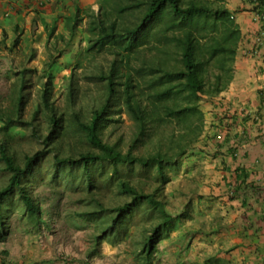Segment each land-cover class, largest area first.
<instances>
[{"label": "trees", "instance_id": "trees-1", "mask_svg": "<svg viewBox=\"0 0 264 264\" xmlns=\"http://www.w3.org/2000/svg\"><path fill=\"white\" fill-rule=\"evenodd\" d=\"M76 9L64 18L71 35L78 5ZM99 9L89 17L92 39L86 52H107L113 60L106 73L93 77L102 88L98 107L87 118L79 111H58L49 73L29 122L22 119L23 97L18 94L13 112L0 114V131L24 137L16 129L26 127L28 137L41 145L33 154L17 157L7 141L0 142L6 175L0 187V242L9 235L8 221L16 210L19 220L42 222L32 187L48 183L85 193L90 210L77 217L99 232L85 264L99 255L104 239L111 245L126 242L133 229L142 236L135 263L154 264L160 241L188 216L166 212L169 174L204 135L202 97H216L229 86L241 32L224 0H101ZM133 17L138 20L131 21ZM18 39L6 47L9 52ZM5 43L1 40L0 48ZM73 90L71 82L68 107L74 103ZM39 114L45 135L35 125ZM122 115L132 128L124 151L110 140L122 128Z\"/></svg>", "mask_w": 264, "mask_h": 264}, {"label": "rangeland", "instance_id": "rangeland-1", "mask_svg": "<svg viewBox=\"0 0 264 264\" xmlns=\"http://www.w3.org/2000/svg\"><path fill=\"white\" fill-rule=\"evenodd\" d=\"M52 1L62 5L60 7V4L55 2L52 3V7L46 8L50 9L49 12L53 17L45 16L47 27H44L37 14H34L30 20L27 18L19 22L17 32L12 33L11 38L9 34L3 36L2 40L7 46L2 45L0 48V53H6L5 57H1L4 64L0 59V114L10 115L13 112V102L18 94L23 97L22 119L29 122L35 107L41 101V92L43 85L48 82L49 73L54 76L51 82V96L52 103L58 111H64L66 115L72 111H79L87 118L90 111L100 103L102 88L95 83L93 77L108 71L113 56L107 52L87 53L86 47L88 40L92 39L88 30L89 17L99 14L101 0ZM123 1L127 2V0ZM224 3L226 4L225 0ZM77 5L79 6L78 22L71 35V27L66 24L64 18L72 17ZM53 19H56V28L51 32ZM137 20V17L131 19L135 22ZM16 36L19 38L18 44L9 52L6 47L14 46L13 41ZM71 82H73L75 99L72 107H68L66 100ZM211 99L202 97L200 109H205L206 102H211L213 105ZM216 103L214 107L219 106V103ZM121 119L124 120L121 130L113 133L110 140L112 143L119 142L120 148L124 151L130 140L132 128L124 115ZM35 125L39 126L42 135L46 134L45 120L41 114L36 117ZM206 126L208 124H205L204 120V128ZM16 130L25 136L18 135L13 138L12 133L8 135L0 131V142L7 141L17 157L31 155L41 148L38 142L28 137L29 129L25 127ZM16 130L14 129V132ZM203 139L204 137L200 141ZM199 142L194 145L192 151L178 161L175 172L169 174L170 182L164 192L168 201L166 212L171 216H177L185 211L188 216L170 232L168 238L160 241L154 264H208L206 251H210L208 252L210 255L211 248L208 249L210 244L201 242L202 236L207 231L206 213H200L197 207L200 215L196 218L191 217L188 205L193 193L179 191L187 189L190 185V179L184 181L183 178L185 173H189L184 163L191 155H198L197 150L202 149ZM5 179L6 175L1 171L0 165V187L5 183ZM175 188L180 189L175 190ZM32 189V196L41 209L42 222L37 224L27 219L19 220L18 216L21 212L16 210L8 221L9 235L0 242V264L41 262L85 264L86 252L91 247L93 235L99 233L94 232L93 224L77 217L78 214L90 210L85 200V193L66 190L62 185L51 186L48 183L38 182L33 184ZM170 191L175 196L169 194ZM107 198L109 202L111 199L109 195ZM105 201L108 203L107 199ZM207 213L211 215L213 212ZM141 240L139 229H133L131 240L126 242L111 245L104 239L99 255L90 260L89 264H136L134 255L140 249Z\"/></svg>", "mask_w": 264, "mask_h": 264}, {"label": "crops", "instance_id": "crops-1", "mask_svg": "<svg viewBox=\"0 0 264 264\" xmlns=\"http://www.w3.org/2000/svg\"><path fill=\"white\" fill-rule=\"evenodd\" d=\"M44 1L45 6L39 8ZM55 2L0 0V41L7 34L11 38L19 22L34 14L41 23L47 22L45 16L51 14L46 8ZM225 2L241 32L233 78L211 99L213 105L206 102L201 109L208 124L199 142L202 149L184 163L189 173L183 178L190 179V185L175 190L193 193L188 205L191 217L206 213L207 231L201 242L210 244L208 264H264V63L251 54L257 49L263 56L264 47L256 41L258 29L248 0ZM5 56L0 53V59ZM216 102H220L218 107H214Z\"/></svg>", "mask_w": 264, "mask_h": 264}, {"label": "built area", "instance_id": "built-area-1", "mask_svg": "<svg viewBox=\"0 0 264 264\" xmlns=\"http://www.w3.org/2000/svg\"><path fill=\"white\" fill-rule=\"evenodd\" d=\"M248 3L251 7L253 21L258 29L256 41L260 46L264 47V0H248ZM251 54L261 65L264 63V55H260L257 49L252 50Z\"/></svg>", "mask_w": 264, "mask_h": 264}]
</instances>
